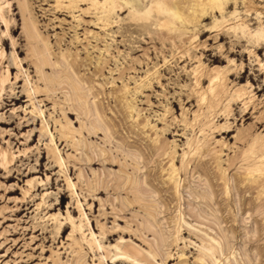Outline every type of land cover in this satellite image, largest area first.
<instances>
[{
	"label": "rangeland",
	"instance_id": "rangeland-1",
	"mask_svg": "<svg viewBox=\"0 0 264 264\" xmlns=\"http://www.w3.org/2000/svg\"><path fill=\"white\" fill-rule=\"evenodd\" d=\"M6 1L0 0V48L5 51L4 57L0 52V89H4L0 94V264H195L205 247L184 230L205 231V222L196 223L189 216L194 191H208L202 183L204 174L194 169L193 162L192 174L178 177V201L172 204V212L159 215L158 222L138 205L131 206V195L126 192L99 194L96 190L106 177L119 176L122 169L119 164L92 166L87 158L104 149L117 154L116 147L108 146L103 136L93 139L82 134L87 120L76 113L66 117L71 93L48 88L42 79L56 74L51 68L41 70L32 61L42 51L53 64L63 55L69 60L78 56L89 70L71 73L84 80L87 91L91 88L87 79L108 63L104 74L94 77L95 89L105 90L108 96L114 90L129 89L127 97L136 113L142 119L149 117L159 136L163 130L171 133L166 138L167 153L176 152L178 168L185 155H193L190 144L209 140L212 154L222 158L226 169L229 161L251 150V144L245 146L238 139L264 141V43L260 42L263 49L258 50L253 37L264 29V0H240L235 20L231 17L235 5L229 7L225 12L229 22L219 31L211 28L221 15H208L187 31L182 42L177 40L176 46L151 41L147 30L130 25L129 11L119 12L113 24L104 27L98 20L102 14L88 11L87 2L68 9L59 8L58 0H8L10 6ZM69 2L64 0V6ZM237 25L247 26L245 35L242 30L229 34ZM31 31L36 41L30 40ZM148 31L155 32V25H149ZM13 57L16 65L11 63ZM9 65L10 78L3 84ZM215 78L219 84L212 92ZM151 79L152 88L135 93ZM30 89L36 90V102L44 112L37 118L32 114ZM237 95H242L241 100ZM100 101L108 107L109 99ZM44 125L54 137L52 144ZM226 127H231L230 134L220 132ZM124 135L133 142L132 135ZM113 141L120 147L119 139ZM118 159L126 163L124 156ZM164 165L168 169L171 162L166 159ZM162 174L167 180V170ZM160 201L164 206V199ZM251 214L240 213L247 227L244 223L240 228L241 236L231 243L232 254L225 255L222 264L234 262L233 256L239 264L247 263L248 256L256 258V248L244 243L257 230ZM260 222L263 229L264 221ZM206 223L212 230L210 237L223 243L218 225ZM164 241L173 247H164ZM169 253L175 260L165 262ZM117 259L126 263H117Z\"/></svg>",
	"mask_w": 264,
	"mask_h": 264
},
{
	"label": "bare ground",
	"instance_id": "bare-ground-1",
	"mask_svg": "<svg viewBox=\"0 0 264 264\" xmlns=\"http://www.w3.org/2000/svg\"><path fill=\"white\" fill-rule=\"evenodd\" d=\"M239 1L240 0H70L69 5L64 6V0H58V7L72 9L74 5L78 3L87 2L90 6L88 11L94 10L102 14L98 20L103 23L104 27L111 26L113 24L112 19L119 12L129 11L128 20L130 21V25L136 26L142 31L147 30V35L150 36L149 38L151 41L163 45L170 42L173 46H176L177 40H181L182 42V38L187 34V31L191 28L198 27L200 20L205 19L208 15H215L218 13L221 15L222 19H217L214 26L211 28V30L217 29L218 31L229 22L225 16V12L232 5H235V11L231 14V17H233L234 20L238 19L237 6ZM133 2L136 4L135 8L132 7ZM137 2H140L141 5L137 4ZM243 2L245 3V0H243ZM6 4L10 6L8 0ZM248 7L249 6H247V8ZM246 13L251 14V9H247ZM0 14L2 15V8H0ZM149 25H155L156 31H148ZM246 28L247 26L241 27V25L231 27L229 29V34L232 35V32L236 34L238 30H242L245 35ZM30 37L32 41L37 40V35L34 32L31 33ZM224 37L225 35L222 33L221 38ZM253 37L259 44L258 50H262L263 46L260 45L263 44H260V42L264 43V29L259 30ZM132 51L136 52L137 48ZM0 52L4 57L5 51H1L0 48ZM40 54H38L36 56L37 59L32 62L35 65L39 63L41 65V70L43 67L51 68L53 73L57 76L50 79L44 76L42 80L46 86L53 89L55 92L60 91L61 94L66 90L71 93L69 99L71 104L68 107L70 112L66 113V117L73 116L74 113H76L78 118L87 120V124L90 126L87 127V124H85L82 134L85 133L89 138L93 139L103 136L105 139L104 142L108 146L116 147L117 149V154L112 150L107 151L104 149L97 156L89 155L87 158V163L92 166H96L99 163L103 165L107 164L108 166H117V164H119L122 169V174L114 178L109 174L105 182H103V185L99 187L96 192L99 194H103L105 191L107 192L109 190L115 193L126 192L127 195H131V206L138 205L139 208L148 213L152 221L158 222L159 215L163 213L167 214L169 211L172 212V204L174 201H178L177 196L179 195L178 193H180L178 177L190 176L192 174L191 170L193 169L191 164L194 162V169L200 171L206 177L204 182H202L203 180L201 182L207 187L208 191L205 192L204 188L203 192L197 191V189L194 191V196H192V200L189 201V205L193 206V209L189 212V216L196 223L205 222L206 227L208 226L206 222L212 225L217 224L220 237L223 241V243H216L208 233L210 228L207 229L205 227L204 232L191 228L184 230V232H188L189 235L201 241L205 247L202 251H199L201 259L197 260L195 264H204L205 260L210 262L209 264H222L224 256L232 254L231 243H235L238 240L239 236H241L240 228L246 223L243 216H240V213L246 211L252 212L253 215L251 214L250 217L254 220L253 224L256 226L257 230L256 233H254L255 235L252 237L248 236L244 243L246 247L251 249L256 248L257 256L255 259L248 256L247 263L245 264L264 263V245L261 244L264 228H261L263 222H260L262 220L264 221V141L257 140L252 143L245 138V140L238 139L239 142L243 143L245 146L251 144V150L249 152L247 151L248 153L245 155L237 156L229 161L226 169L224 168L226 164H224L222 158L216 154H212L209 140L204 143L202 141L194 142L189 145L190 150H193V155H185L182 161V167L178 168L175 164L176 152L167 153L169 147L166 145V138L171 133H168L167 130H163L161 136H159L156 127L151 124V119L149 117L142 119L141 113H136L132 100H129L127 97L130 93L129 89L126 88L120 91L114 90L109 96L105 94V90L95 89L94 77L97 75L102 76L108 63H104L101 67L96 68L93 72V76L87 79V83L90 84L89 86L91 87L87 91L84 87V80L76 78L75 75L71 73V70L74 73L89 70L87 69L88 65L83 61H79L78 56L69 60L68 56L63 55L61 60L59 59L57 63L53 64L51 60L43 55V51ZM16 62L17 58L13 57L11 63L16 65ZM18 66L20 67V65ZM10 68L9 65L6 71L7 76H3V84L10 78ZM122 78L121 76L120 79ZM158 79L159 78H156L157 81ZM153 80L154 79H151L149 83H144L135 93L138 94L140 90V92H142L144 89L152 88L151 81ZM218 82L217 78L211 80L210 86L212 92H215L219 84ZM3 91L4 89L1 88L0 94H2ZM36 94L35 89L29 90V98L30 101H32L33 107L32 114H34L35 117L44 114L40 103L37 104L36 102L38 98ZM103 94H105V96ZM237 97L241 100L242 95H237ZM22 98L23 97L16 99V102H21ZM95 99H99V102L91 101ZM106 99H109L108 107L103 105L100 101L102 100V102H104ZM202 100H204V98ZM111 103L114 104L113 107ZM110 114H112V117ZM108 115L110 119H108ZM216 118L218 120L220 119V117ZM44 129H46L45 135L51 138L49 143H54V137L48 132L45 125L43 126V130ZM173 130L174 129H171V131ZM125 131L127 134L132 135V137H130L134 138L133 142L128 141L127 136L124 135L126 134L124 133ZM220 132H222V134H230L232 129L231 127H226L221 129ZM40 137L44 138L45 136L41 134ZM114 139H119L121 141V143L118 141L120 147L114 145ZM64 143H67V140H61V144ZM66 147H68L67 144ZM84 149L89 151L90 147L86 145ZM118 155L124 156L126 163H120ZM186 156L188 158H186ZM166 159L168 164L171 162V166H169L168 169H166V165H164ZM128 161L131 162L128 163ZM242 166L245 167L243 168ZM166 170L169 174L167 177L168 179L164 180L165 178L163 177H165V175L162 173ZM229 171H235L232 173L231 178L229 177L231 175ZM192 178H195L194 175ZM110 183L113 184L110 186ZM149 186H151V188ZM153 193L157 196L159 195V198L156 199L157 196H154ZM162 199L166 202L164 206H161L160 200ZM163 208H165L164 211L162 210ZM203 214H205V218H202V216H204ZM246 214L248 215V213ZM260 218L261 220H259ZM244 226L247 227V223ZM243 230H245V228ZM227 233L230 235H227ZM166 246L170 249L173 247V244H168V242L164 241V247ZM234 258H236V256H233L234 262L230 261L227 264H239ZM174 260L175 258L173 255L169 253L165 262ZM116 262L126 263L124 259H117Z\"/></svg>",
	"mask_w": 264,
	"mask_h": 264
}]
</instances>
